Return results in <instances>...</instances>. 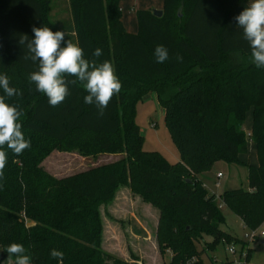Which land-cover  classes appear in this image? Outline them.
<instances>
[{
    "label": "trees",
    "instance_id": "obj_1",
    "mask_svg": "<svg viewBox=\"0 0 264 264\" xmlns=\"http://www.w3.org/2000/svg\"><path fill=\"white\" fill-rule=\"evenodd\" d=\"M124 1L68 0L72 33L85 57L111 61L123 85L101 116L95 104L84 103L87 92L79 81L69 84L70 95L57 107L29 82L38 62L24 59L27 50L19 40L25 34L34 38L33 27L57 31L50 16L53 1L0 0V74L18 92L5 99L23 111L22 131L31 140L22 155L4 149V264L11 243L24 245L31 264H61L51 257L52 249L64 253L62 264H130L103 249L101 208L111 205L122 188L159 211L158 246L162 254H172L171 264H203L206 250L247 245L221 229L225 208L247 230L264 228V69L252 63L235 20L249 0H161L162 17L151 9L137 12L136 34L124 27ZM161 44L169 59L157 63L154 49ZM96 48L102 49L99 58L92 56ZM152 94L180 155L175 165L143 148L136 108ZM249 113L253 121L246 133ZM250 144L256 146L258 166L239 160ZM55 151L119 159L58 179L42 167ZM221 162L248 169V190L220 197L207 190L201 176ZM205 237L212 241L200 252ZM251 253L248 249V257Z\"/></svg>",
    "mask_w": 264,
    "mask_h": 264
},
{
    "label": "clouds",
    "instance_id": "obj_2",
    "mask_svg": "<svg viewBox=\"0 0 264 264\" xmlns=\"http://www.w3.org/2000/svg\"><path fill=\"white\" fill-rule=\"evenodd\" d=\"M237 25L242 29L244 40L251 50L252 63L257 68L264 69V0H249L248 5L235 17ZM34 38L29 39L25 34L20 37L19 43L25 45V60L38 62V70L30 73L29 82L34 83L36 91L48 98L52 107H57L70 95L69 84L77 81L84 86L87 95L84 103L95 104L102 116L115 95L123 87L114 64L105 60L97 63L96 59H87L82 47L71 40H65V32H53L47 26L33 27ZM102 49L96 48L92 56H102ZM157 63H164L169 59L165 46L157 45L154 49ZM178 61L182 57L177 56ZM75 77L67 80L66 77ZM0 181L4 179V170L8 163V153L5 146L16 156L31 147V140L26 139L22 131L21 117L23 111L16 105L6 103V97L17 95V89L10 86L6 74H0ZM2 186V185H0ZM8 258L6 264H31L30 255L23 244L11 243L7 246ZM51 257L63 261L64 253L52 249Z\"/></svg>",
    "mask_w": 264,
    "mask_h": 264
},
{
    "label": "rangeland",
    "instance_id": "obj_3",
    "mask_svg": "<svg viewBox=\"0 0 264 264\" xmlns=\"http://www.w3.org/2000/svg\"><path fill=\"white\" fill-rule=\"evenodd\" d=\"M52 1L53 4L50 16L52 17L56 30L65 32V40H71L73 43H77V39L72 33L73 21L68 0ZM162 6L163 2L161 0H125L122 3V13L123 24L127 32L130 34H136L138 32V11L147 9L159 11L157 8ZM252 121V113L247 114L244 127L246 133H249L251 129ZM136 123L140 127L142 137L144 138L143 148L146 152L160 153L171 165H175L180 162L179 152L174 145L165 124L164 110L159 105L156 95L152 94L148 96L137 105ZM117 159H119V157L108 155H104L99 158H83L75 151L69 153L55 151L44 161L42 167L52 176L61 179L99 165L110 163ZM239 160L251 166H257L258 161L256 149L249 147L248 155L240 156ZM218 173L223 175L221 179L217 178ZM201 179L207 190L217 197H220L227 191L238 189L248 190V169L242 165H229L223 162L218 163L210 172L201 176ZM108 206L106 205L101 208L104 230H106L107 234L110 235L112 233L111 226H115L122 229L123 231L121 230V232L126 235L127 232L125 230H127V221H114L111 218V209H109L110 207ZM223 213L225 217V224L221 227V229L224 232L233 234L240 240L246 242L247 245L243 247L245 253L250 247L253 248V251L247 260L244 258L240 263H236L238 262V256L230 255L227 251V246L221 245L214 253L207 250L204 251L201 257L202 263L264 264V246L261 245V241L259 240L255 243L246 241L245 234L248 233V230L244 228L241 220L226 208L223 210ZM154 237V245L157 247L154 245L151 247L142 245L139 246V248H131V246L126 243L123 244V249L130 252L131 259L141 261V263L133 264H171L172 254L169 251L162 254L158 246L157 234ZM211 241L212 238L205 237L204 241L198 244V250L202 252L206 249L205 243H209ZM137 249H139V255L136 257L131 253V250L133 252V250ZM235 250L239 255L242 247L235 246ZM104 251L107 252L105 249ZM0 264H4L1 262V251Z\"/></svg>",
    "mask_w": 264,
    "mask_h": 264
},
{
    "label": "crops",
    "instance_id": "obj_4",
    "mask_svg": "<svg viewBox=\"0 0 264 264\" xmlns=\"http://www.w3.org/2000/svg\"><path fill=\"white\" fill-rule=\"evenodd\" d=\"M157 9L161 11L162 7H158ZM249 147L256 149V146L252 144H250ZM108 207L111 209L110 214L114 221H127V230H125L127 234L125 235V233L121 232L122 229L115 226H111L112 233L110 235L104 230L103 248L107 250L108 253L115 255L130 264L141 263V261L131 259L130 252L123 249V244L126 243L131 246V248H139V246L142 245L151 247L154 245V236L157 234L159 224V211L151 205L145 204L140 197L133 195L128 188L120 189L116 195L115 201ZM233 236L236 237L235 235ZM259 240L261 241V245L264 246V239ZM259 240H256L255 242ZM248 249L253 251V248L251 247ZM138 251L139 249L133 250V252L131 250V253L137 257L139 255Z\"/></svg>",
    "mask_w": 264,
    "mask_h": 264
},
{
    "label": "built area",
    "instance_id": "obj_5",
    "mask_svg": "<svg viewBox=\"0 0 264 264\" xmlns=\"http://www.w3.org/2000/svg\"><path fill=\"white\" fill-rule=\"evenodd\" d=\"M218 179H221L223 177L222 174H218ZM259 239H264V228L258 229V230H248V233L245 234V240L248 242H255L256 240ZM227 249H228V253L232 256H238V262L236 263H240L242 261V259H248V250L246 251V253L244 252V249L242 248L240 254L238 255V253L235 250V246L234 245H227ZM196 261L192 260L189 264H194Z\"/></svg>",
    "mask_w": 264,
    "mask_h": 264
},
{
    "label": "water",
    "instance_id": "obj_6",
    "mask_svg": "<svg viewBox=\"0 0 264 264\" xmlns=\"http://www.w3.org/2000/svg\"><path fill=\"white\" fill-rule=\"evenodd\" d=\"M153 14H154L156 17L160 18V17H162L163 12H162V11L154 10V11H153ZM263 242H264V241H263Z\"/></svg>",
    "mask_w": 264,
    "mask_h": 264
}]
</instances>
